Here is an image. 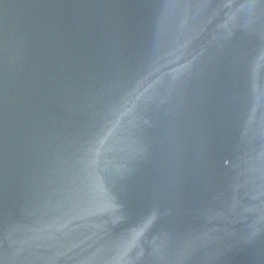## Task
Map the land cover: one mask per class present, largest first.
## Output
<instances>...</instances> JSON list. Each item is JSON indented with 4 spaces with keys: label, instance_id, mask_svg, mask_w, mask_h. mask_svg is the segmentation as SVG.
Masks as SVG:
<instances>
[{
    "label": "water",
    "instance_id": "1",
    "mask_svg": "<svg viewBox=\"0 0 264 264\" xmlns=\"http://www.w3.org/2000/svg\"><path fill=\"white\" fill-rule=\"evenodd\" d=\"M0 264H264V0H0Z\"/></svg>",
    "mask_w": 264,
    "mask_h": 264
}]
</instances>
